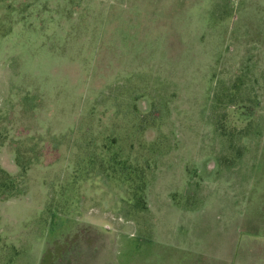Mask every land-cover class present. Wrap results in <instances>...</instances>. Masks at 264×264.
Returning <instances> with one entry per match:
<instances>
[{"label":"rangeland","instance_id":"obj_1","mask_svg":"<svg viewBox=\"0 0 264 264\" xmlns=\"http://www.w3.org/2000/svg\"><path fill=\"white\" fill-rule=\"evenodd\" d=\"M0 264H264V0H0Z\"/></svg>","mask_w":264,"mask_h":264},{"label":"flooded vegetation","instance_id":"obj_2","mask_svg":"<svg viewBox=\"0 0 264 264\" xmlns=\"http://www.w3.org/2000/svg\"><path fill=\"white\" fill-rule=\"evenodd\" d=\"M119 220L122 221V223H124V224L127 223L126 221H124L123 217H120ZM119 223H120V222H119Z\"/></svg>","mask_w":264,"mask_h":264}]
</instances>
